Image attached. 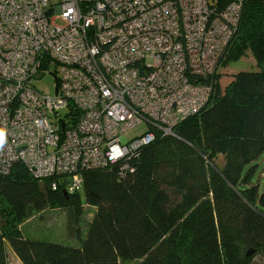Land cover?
Returning <instances> with one entry per match:
<instances>
[{"label":"built area","instance_id":"built-area-1","mask_svg":"<svg viewBox=\"0 0 264 264\" xmlns=\"http://www.w3.org/2000/svg\"><path fill=\"white\" fill-rule=\"evenodd\" d=\"M244 1L0 0V174L22 164L76 194L150 129L172 135L211 101Z\"/></svg>","mask_w":264,"mask_h":264},{"label":"trees","instance_id":"trees-1","mask_svg":"<svg viewBox=\"0 0 264 264\" xmlns=\"http://www.w3.org/2000/svg\"><path fill=\"white\" fill-rule=\"evenodd\" d=\"M251 55L244 70L199 113L152 143L83 173L82 191L35 179L16 164L0 174V264L8 246L23 264H251L264 258V0H245L221 66ZM57 181L53 190L51 182ZM84 196V199H83ZM93 216L78 244L30 238L33 211L61 208L77 222ZM254 251L249 257L244 249Z\"/></svg>","mask_w":264,"mask_h":264},{"label":"rangeland","instance_id":"rangeland-1","mask_svg":"<svg viewBox=\"0 0 264 264\" xmlns=\"http://www.w3.org/2000/svg\"><path fill=\"white\" fill-rule=\"evenodd\" d=\"M57 2L58 0H51ZM264 67V65H263ZM259 66L256 64L254 58L249 54L243 59L232 62L226 67H219L220 84L222 90L233 80V75L244 70H258ZM39 90L53 93L56 81L54 77L45 75L42 79L34 83ZM147 129L146 124H139L134 127L129 136L131 138L139 136ZM84 199V196H83ZM93 208L83 207V215L80 222L75 219V214L69 210L54 208H47L43 211H33L32 215L28 217L22 226L25 235L30 238L49 239L57 242H64L69 244H78V234H84L87 226L93 216ZM8 261L9 264H23L14 254L10 246H8ZM248 249H244V254L247 255ZM250 257L251 264H264V258L260 254L253 253Z\"/></svg>","mask_w":264,"mask_h":264},{"label":"clouds","instance_id":"clouds-1","mask_svg":"<svg viewBox=\"0 0 264 264\" xmlns=\"http://www.w3.org/2000/svg\"><path fill=\"white\" fill-rule=\"evenodd\" d=\"M4 144V132L3 130H0V147H2Z\"/></svg>","mask_w":264,"mask_h":264},{"label":"water","instance_id":"water-1","mask_svg":"<svg viewBox=\"0 0 264 264\" xmlns=\"http://www.w3.org/2000/svg\"><path fill=\"white\" fill-rule=\"evenodd\" d=\"M66 193V192H65ZM254 251H249L248 253H247V257H249L252 253H253Z\"/></svg>","mask_w":264,"mask_h":264}]
</instances>
